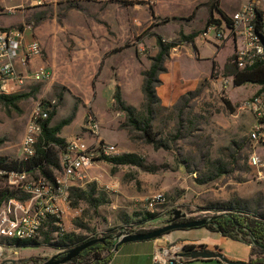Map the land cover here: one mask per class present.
Here are the masks:
<instances>
[{
    "label": "rangeland",
    "instance_id": "obj_1",
    "mask_svg": "<svg viewBox=\"0 0 264 264\" xmlns=\"http://www.w3.org/2000/svg\"><path fill=\"white\" fill-rule=\"evenodd\" d=\"M55 1L50 0L43 9L26 12L29 17L25 26L31 24L35 28L40 19L48 18V25L54 28L48 41L55 53L51 65L56 67L50 81L31 84L28 92L19 93L27 97L17 105L0 103V168L6 171L22 170V161H27L22 157L21 144L32 112L39 103L51 105L55 113L52 126L74 116L60 137L67 141L72 135H79L86 137L89 144L94 142V137L86 134L83 126L87 115L98 118L96 108L101 77L95 69L90 72L77 69L75 47L85 35L81 30H62L65 1ZM71 1V7L83 9L79 0ZM209 1L93 0L88 4L99 10L92 25L93 35L101 41L109 38L115 49L126 45V52L115 53L113 70L103 80L107 99L103 112L109 126L113 124L111 136L124 132L127 139L121 144L104 139L102 133L101 137L106 143L117 145L122 155H138L144 168L116 166L105 157L97 158L86 182L88 196L80 197L73 190L70 206L65 207L66 234H58L51 221L29 245L21 243L18 246L2 239L0 243L5 250L2 254L0 251V264L5 261L13 262L10 264L46 263L52 261L58 251L76 249L89 241L112 240L122 233L156 231L180 220L211 223L214 217L228 209L264 216V180L255 177L248 163L253 150L254 120L248 113L239 111L243 101L257 94L252 84L236 88L219 82L218 78L227 77L224 70L217 69L212 80L203 83L204 87L201 85L190 91L192 94H185L180 109L175 107L181 98L171 107L154 105L153 129L159 141H173L171 150H157L146 143L143 133L134 131L127 115L116 107L114 95L116 87L120 86L124 101L136 109L137 119L147 118L143 73L151 68L152 59L159 53L155 35L171 42L180 39L181 31L196 32L199 20L191 16L198 4ZM249 1L211 2L234 15ZM205 6H201L197 17L207 12L210 18L209 8ZM206 27L207 23L202 24V34ZM66 43L69 44L68 52L64 49ZM230 43L226 41L222 47ZM233 56L234 53L231 58ZM43 58H49L45 49ZM227 101L232 103L231 107ZM218 161L226 165V172L201 184L200 180L213 175L212 163ZM155 168L158 170H151ZM32 176L43 178L38 171ZM157 194L164 195L165 201L150 208V200ZM0 195L21 201L28 198L12 189L6 177H0ZM242 243L255 252L254 259L264 258L261 248Z\"/></svg>",
    "mask_w": 264,
    "mask_h": 264
},
{
    "label": "built area",
    "instance_id": "obj_2",
    "mask_svg": "<svg viewBox=\"0 0 264 264\" xmlns=\"http://www.w3.org/2000/svg\"><path fill=\"white\" fill-rule=\"evenodd\" d=\"M44 3L46 0H38ZM2 8L0 6V14ZM260 14H263L260 17ZM264 0H250L230 17V24L224 22L221 27L213 26L202 34L207 38L214 30L219 46L226 41L231 42L234 49V62L240 69H248L256 64H264ZM25 29L33 27L3 28L0 26V95L11 94V85L18 88L28 83H43L52 78L51 71L46 66H40L35 71H19L18 66L27 67L36 58L44 57V49L39 41L27 43ZM232 77L223 81L228 85ZM240 111L254 116L263 124L264 121V88L256 95L242 102ZM52 112L51 105L39 103L34 108L21 144V154L25 160L33 159L37 155V146L42 137L43 125ZM83 130L94 137L89 144L84 136H75L66 143L65 149L60 153L61 171L54 183L42 177L34 178L32 173L20 171H6L0 168V177H6L9 186L28 198L25 201L10 199L0 208V241L2 239L14 243L34 241L41 231L51 221L59 227L62 234L64 228L65 207L70 206V193L80 188L90 178L96 159L100 157L112 158L118 150L116 145L106 143L102 137V127L99 119L89 114L86 117ZM253 150L249 155L248 163L255 172V177L264 179V126H258L251 134ZM165 201L164 195L157 194L150 200L149 207ZM137 232V231H136ZM122 233L113 238L112 250H117L118 242L126 236L149 232ZM14 245V244H13ZM193 245L184 241H171L158 244L153 256L154 264H191L193 260L189 248ZM116 249V250H115ZM4 248L0 243L1 254ZM66 250L58 251L52 259L54 262L65 255ZM0 254V255H1ZM47 263V262H46ZM45 264V263H41Z\"/></svg>",
    "mask_w": 264,
    "mask_h": 264
},
{
    "label": "crops",
    "instance_id": "obj_3",
    "mask_svg": "<svg viewBox=\"0 0 264 264\" xmlns=\"http://www.w3.org/2000/svg\"><path fill=\"white\" fill-rule=\"evenodd\" d=\"M64 1L65 2L63 6H65L66 8V16L64 18L62 30H81L85 35L84 38H81V40H79L75 47L74 60H76L77 62V69L81 70L82 72L86 69H88L89 72L90 70L95 69L97 74L101 77L102 82L99 83L101 87H99L98 91V106L96 109L97 116L99 118V121L101 122L102 135L104 139L109 140L110 142L124 144L125 140L127 139L126 133H117L113 136H111L110 134V129L113 127V124L109 126L103 112L107 101V99L105 98V91L103 89V80L109 77L110 72L113 70L112 63L114 62L115 53H119V51L121 50L123 51V53L126 52V45L120 47L119 49H115V44L111 42L109 38L101 41L98 37L93 35L92 25L95 17L99 14V10L96 9V7L88 5L91 4L93 0H79L81 6H83V9H80L78 7H71V3L73 2L71 0ZM48 2H50V0H46L42 4L39 3L38 0H0V6L2 8V12L0 14V26L3 28L26 27V18L29 17V15H27L26 13L27 10L34 11L43 9ZM54 2L56 1L54 0ZM209 2L201 3L196 6V9L199 6L200 7L198 8L196 17L194 18V20H196L197 18V20H199L197 31L194 32L199 34V36L195 39V43H188L173 49L168 60L165 63V68L167 71L160 75V84L156 88V93L158 98L160 99V104L164 106H173L186 93L193 91L199 86L203 85L205 81H211L213 78L212 73L214 65H217V69L224 70L225 66L230 61L229 58H231L234 53L235 47L234 45H232V43L228 44L226 47L219 46L214 30L210 31L207 38H204L202 36V33L200 32L202 24L205 25L209 18L207 12H203V15H201V17H197V14L200 8L204 7ZM223 11L229 17L232 16L230 12L224 9ZM210 15L211 14L209 9V16ZM214 17L215 19L221 20L223 22V18L218 12L215 13ZM47 19H40L37 22L36 27L32 30L25 29V40L27 43H31L35 40L39 41L43 49L46 50L49 58L47 60H44L43 57L36 58L32 60L27 67L19 65L18 69L21 72H24L26 70L35 71L40 66H46L51 71L53 78L55 74L53 69L54 67H56V65H51V58L55 56V53L52 43L48 41V36L54 31V28H51L48 25ZM56 31L59 33L58 28H56ZM181 32H184L186 35L191 34L186 33V31ZM68 46V43L64 45V49L67 52L69 51ZM218 81L222 82L223 77L218 78ZM31 84L40 83L30 82L22 88L11 85V94L28 92L29 86ZM229 84L236 87L234 85V79H230ZM252 86L256 88L255 92L260 91L262 88V86L257 84H252ZM242 87L243 86L236 88ZM249 115L254 120V126L252 130H254L258 126H264V121L263 124H259L254 116H252L251 114ZM75 136L76 135H72L71 138H69L67 141L65 140L66 143ZM117 150V156L114 157L122 156L121 150L118 146ZM73 190L85 191L86 184L82 185L80 188ZM169 240L184 241L193 245L195 252H209L216 255L213 258L193 257L191 264H227L217 255H223L230 261L242 262L244 264H250V260L252 258V251L250 246L242 242L234 241L232 239L224 237L219 233L211 232L206 227H198L191 229L174 230L156 239L125 242L121 244L119 248L114 252L110 264H154L153 256L157 245L161 243H167Z\"/></svg>",
    "mask_w": 264,
    "mask_h": 264
},
{
    "label": "trees",
    "instance_id": "obj_4",
    "mask_svg": "<svg viewBox=\"0 0 264 264\" xmlns=\"http://www.w3.org/2000/svg\"><path fill=\"white\" fill-rule=\"evenodd\" d=\"M212 1V0H211ZM206 4L210 9V18L207 22L206 30L213 26L221 27L224 22L230 24V17L220 8L212 2ZM200 7V6H199ZM193 12L191 18L196 17V12L198 8ZM218 12L222 18L221 20L215 19L214 15ZM263 14H260L262 17ZM153 17H155L153 13ZM169 19L165 20V23ZM264 25L260 26L259 29H262ZM23 28V27H21ZM199 36L198 33H191L186 35L184 32L180 33V39L177 41L166 42L161 35H155L157 38V46L159 48V53L156 57L152 59L153 63L151 68L143 73L145 78L143 85V93L147 100V118L143 121H140L136 117V109L128 106L123 99L121 88L118 86L114 95L116 102V107L119 111L125 113L128 118V123L134 129V131L143 133L146 143L153 145L155 149L160 150H171L172 142L170 141H159L158 136L153 129V120H154V105L160 104V99L157 96L156 88L160 84V75L165 73L167 70L165 68V63L168 60L170 53L173 49L183 46L185 44H194L195 39ZM235 58L233 57L224 68V76L232 77L234 79V85L236 87H241L246 84H257L264 88V64L259 63L255 66L248 69H240L234 62ZM217 70V65H214L212 76H215ZM204 87V84L202 85ZM189 95L192 92L188 93ZM27 95L14 94V95H0V103H3L7 106H15L18 102L26 98ZM185 95L181 97L179 103L176 105L175 109L178 110L181 107L182 102L185 99ZM228 106H232L230 101L226 102ZM52 113L50 114L49 119L43 125L42 137L37 146V155L30 160L22 161V170L20 172H29L34 173L38 171L41 173L44 179L50 183L56 181V176L61 171L60 163V153L66 147V141L60 134L62 130L70 125L74 120V116L70 119L63 120L58 125L52 126ZM180 135V134H179ZM179 135H176V138H179ZM175 139V138H174ZM108 162L116 166H136L144 168V163L141 158L136 154H125L119 157L105 158ZM212 168L214 170L213 175L209 178L200 180L201 184L215 180L218 176L226 172V165L221 161L213 162ZM152 171H157L158 169H151ZM216 171V172H215ZM76 194L81 196H88L85 191L76 190ZM72 194V193H71ZM6 196L0 195V205L10 200L6 199ZM71 198V196H70ZM92 199V197H91ZM184 222H195L192 220H183ZM53 225L58 231V234H62L58 226L55 225V221H52ZM200 227H206L208 230L214 233H219L224 237L232 239L234 241L246 242L250 245L258 246L261 248V253L264 254V216L259 215L258 213H249L243 210H233L228 209L226 213L218 215L213 218L211 223L204 224ZM198 228V227H194ZM154 231H149L151 233ZM146 233V234H147ZM145 234V233H144ZM29 245L33 241L19 242L15 243L16 245ZM63 246V245H62ZM85 246L81 252L73 256L70 261L61 264H110L114 250H112V241L110 239H98L85 243ZM194 247H190L191 251ZM73 250V249H71ZM70 249L66 251L65 255L61 256L59 260H63L69 255ZM116 250V249H115ZM255 252L251 253L250 264H263L264 258L254 259Z\"/></svg>",
    "mask_w": 264,
    "mask_h": 264
},
{
    "label": "water",
    "instance_id": "obj_5",
    "mask_svg": "<svg viewBox=\"0 0 264 264\" xmlns=\"http://www.w3.org/2000/svg\"><path fill=\"white\" fill-rule=\"evenodd\" d=\"M175 222V221H174ZM173 222V223H174ZM170 224V225H167L161 229H158L154 232H151V233H145V234H138V235H129V236H126L124 237L123 239H121L118 244H117V248H119V246L125 242H128V241H138V240H151V239H156V238H159L171 231H174V230H178V229H191V228H194V227H200L204 224H207L206 221H202V222H185V223H175V224ZM85 246H82V247H79V248H76V249H73L69 252V255L67 257H65L63 260H60L58 262H54V261H50V262H47L45 264H61V263H65L67 261H70L71 258L73 256H76L78 255L81 250L84 248ZM192 256L194 258H213L215 257L216 255H214V253H209V252H195L194 254H192ZM219 258H221L225 263L227 264H244L242 262H235V261H230L228 260L227 258H225L223 255H217ZM24 262V261H23ZM23 262H20V263H23ZM10 263H13L11 261H5L3 262L2 264H10Z\"/></svg>",
    "mask_w": 264,
    "mask_h": 264
},
{
    "label": "flooded vegetation",
    "instance_id": "obj_6",
    "mask_svg": "<svg viewBox=\"0 0 264 264\" xmlns=\"http://www.w3.org/2000/svg\"><path fill=\"white\" fill-rule=\"evenodd\" d=\"M175 223H185V222L183 220H180V221L174 222L173 224H175Z\"/></svg>",
    "mask_w": 264,
    "mask_h": 264
}]
</instances>
